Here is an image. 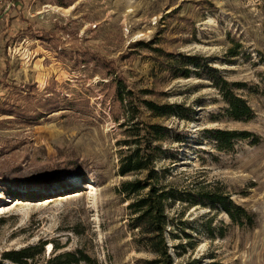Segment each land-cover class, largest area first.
I'll return each instance as SVG.
<instances>
[{
  "label": "rangeland",
  "instance_id": "374dc122",
  "mask_svg": "<svg viewBox=\"0 0 264 264\" xmlns=\"http://www.w3.org/2000/svg\"><path fill=\"white\" fill-rule=\"evenodd\" d=\"M12 1L0 0L11 18L0 19V262L8 251L42 243V262L53 245L56 254L82 250L98 264L153 259L133 242L128 202L118 193L124 181L144 177L118 174L127 117L116 97L121 82L135 103L193 111L184 121L141 108L139 119L185 140L167 145L181 147L178 163L157 162L168 169L161 183L219 191L254 219L240 227L208 205L171 206L174 264H264V0H23L17 8ZM155 49L200 56L245 85L238 94L252 118L233 120L206 76L174 79L171 59ZM84 56L102 60L78 67L73 58ZM8 67L14 90L3 84ZM207 129L247 131L260 142L219 152L203 138Z\"/></svg>",
  "mask_w": 264,
  "mask_h": 264
},
{
  "label": "trees",
  "instance_id": "16d2710c",
  "mask_svg": "<svg viewBox=\"0 0 264 264\" xmlns=\"http://www.w3.org/2000/svg\"><path fill=\"white\" fill-rule=\"evenodd\" d=\"M22 2L23 0H13L12 7L17 8ZM2 17H5L6 23L9 19L11 20L10 11L6 9L0 11V19ZM155 52H160L168 60L171 59L168 69L174 79H189L193 75L200 79L205 76L209 78L212 86L227 105V112L233 120L242 121L252 118V108L238 94L245 85L229 82L221 71L206 65L205 59L200 56H173L158 49H155ZM229 54L231 57L238 56L235 49H230ZM73 59L76 60L74 62L78 67L102 60L96 57L89 60L85 56L79 61L77 58ZM6 64H9L8 59ZM2 74L3 78H6L3 84H6V88L14 90V86L9 81L10 67ZM121 85V82H117L116 97L118 102L126 108L127 117L121 125L125 139L117 143L120 148L118 174L124 178L137 174H144V177L124 181L118 188V193L125 202H128L127 209L131 216L128 227L134 234L133 242L137 248L144 249L153 255V259L145 261V264H174L168 246V238H172V233H169L168 228L175 227V220L170 217L169 209L177 203H188L191 206L208 205L213 209H221L235 225L252 226L254 219L251 213L236 205L226 194L207 190H199L198 193L179 191L171 185L161 183L168 169H158L157 162L163 158L171 159L172 164L178 163L181 147L167 150V145L173 143L180 146L185 143V140L176 130L168 126L149 124L139 119L142 113L141 108L155 118H177L184 121L192 120L193 111L185 105L175 103H156L145 99L135 103L133 92L126 87L123 90ZM17 112L23 114L25 111L19 108ZM30 118L33 117L30 116ZM203 138L212 142L219 152L232 151L238 141L251 140L254 145L260 142L259 137L250 132L223 129H207L203 132ZM46 245L47 243H42L8 251L3 255V261L0 264H98L82 250L56 254L60 250L57 245H53L52 250L55 251L53 257L42 262Z\"/></svg>",
  "mask_w": 264,
  "mask_h": 264
},
{
  "label": "bare ground",
  "instance_id": "6f19581e",
  "mask_svg": "<svg viewBox=\"0 0 264 264\" xmlns=\"http://www.w3.org/2000/svg\"><path fill=\"white\" fill-rule=\"evenodd\" d=\"M2 210V209H1Z\"/></svg>",
  "mask_w": 264,
  "mask_h": 264
}]
</instances>
